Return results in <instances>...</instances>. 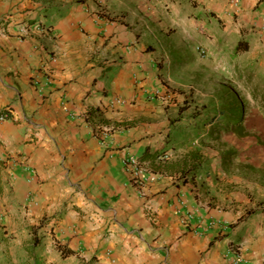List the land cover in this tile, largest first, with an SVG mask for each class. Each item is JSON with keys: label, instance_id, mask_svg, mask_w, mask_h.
<instances>
[{"label": "crops", "instance_id": "obj_1", "mask_svg": "<svg viewBox=\"0 0 264 264\" xmlns=\"http://www.w3.org/2000/svg\"><path fill=\"white\" fill-rule=\"evenodd\" d=\"M263 52L264 0H0V264L24 246V264H264L260 214L214 203L196 168L181 177L171 134L189 132L155 92Z\"/></svg>", "mask_w": 264, "mask_h": 264}, {"label": "rangeland", "instance_id": "obj_2", "mask_svg": "<svg viewBox=\"0 0 264 264\" xmlns=\"http://www.w3.org/2000/svg\"><path fill=\"white\" fill-rule=\"evenodd\" d=\"M228 54L225 58H210L214 62L205 66L207 75H193L181 82H164L168 90L160 99L166 100L167 106L176 103L169 117L171 123L173 118L182 117L184 127L198 130L185 134L187 141L184 142L171 134L178 152L184 151L180 153L183 156L178 164L184 166L181 171L191 172L196 168L205 173L206 186L213 189L215 195L214 203L225 206L224 202L230 200L245 207V215L259 213L257 222L264 229V58L260 55L253 60L249 53L229 54L230 58ZM179 94L185 95L177 101L175 98ZM234 100H239L245 109L242 129H232V125L217 119L215 124L219 125L212 130L213 126L204 123L203 116L186 118L195 110L202 114H220L219 108L224 104L229 106ZM23 253L27 259L22 255L16 264H24L33 257L29 246H24Z\"/></svg>", "mask_w": 264, "mask_h": 264}, {"label": "trees", "instance_id": "obj_3", "mask_svg": "<svg viewBox=\"0 0 264 264\" xmlns=\"http://www.w3.org/2000/svg\"><path fill=\"white\" fill-rule=\"evenodd\" d=\"M249 48V43L248 41L245 40H240L237 45L235 46V51H245ZM235 101V100H234ZM239 100H237V102H233L232 104H230L229 106L224 104V107L219 108L220 109V114H218L217 112H214V114L210 115V114H202L200 110H195L194 112L190 113V115L187 116V118H196L199 116H203V121L204 123H210L212 127V130H214L217 125L219 124H215L217 122V119H219L220 123H225L226 125H232L231 128L232 129H242L241 125L243 123V118H244V113H245V109L243 104H239L238 102ZM228 106V108H227ZM181 120V118H179ZM184 129V131L188 130V132H193V131H198L195 128H186V127H182ZM194 135V134H192ZM167 149L166 148H157L155 149V151L153 152V154L155 156H163L164 159L167 158L168 154H167ZM139 158H142L139 157ZM181 177H183L184 179L187 180V172L186 171H182L181 173ZM44 222H40V224H38L37 226L32 225L30 227L31 232L33 234V240H32V244H36L39 240V236H37L38 234V229L43 225ZM56 247L62 252L63 256H66L70 253H72L73 251L65 246H63V244H61V242L57 241L56 242ZM30 249V247H29ZM83 264H98V259L95 256H92L91 258L85 260L83 259Z\"/></svg>", "mask_w": 264, "mask_h": 264}, {"label": "built area", "instance_id": "obj_4", "mask_svg": "<svg viewBox=\"0 0 264 264\" xmlns=\"http://www.w3.org/2000/svg\"><path fill=\"white\" fill-rule=\"evenodd\" d=\"M197 50L198 52L202 55V56H207L208 52L205 48L201 47V46H197ZM155 92H157L158 94L162 96H164V93H162V91L160 89H156ZM160 97V98H161ZM120 102V99H114L113 103H117ZM9 116L8 112H4L0 114V119H6ZM124 163L125 165L129 168L133 178L135 179V182H139L142 183V178L140 177V174L144 172V165L142 164L141 160L136 157V156H131V157H126L124 159ZM240 250V245H236L232 247V251L236 252V261H240V256L241 254L239 253Z\"/></svg>", "mask_w": 264, "mask_h": 264}, {"label": "clouds", "instance_id": "obj_5", "mask_svg": "<svg viewBox=\"0 0 264 264\" xmlns=\"http://www.w3.org/2000/svg\"><path fill=\"white\" fill-rule=\"evenodd\" d=\"M200 54V53H199Z\"/></svg>", "mask_w": 264, "mask_h": 264}]
</instances>
